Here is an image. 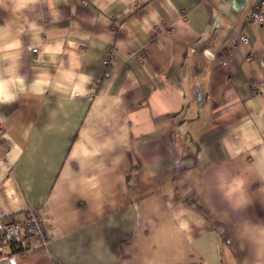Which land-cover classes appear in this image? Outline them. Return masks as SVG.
Wrapping results in <instances>:
<instances>
[{
	"label": "crops",
	"instance_id": "crops-1",
	"mask_svg": "<svg viewBox=\"0 0 264 264\" xmlns=\"http://www.w3.org/2000/svg\"><path fill=\"white\" fill-rule=\"evenodd\" d=\"M254 2L0 0V219L54 226L17 264H264Z\"/></svg>",
	"mask_w": 264,
	"mask_h": 264
},
{
	"label": "built area",
	"instance_id": "built-area-1",
	"mask_svg": "<svg viewBox=\"0 0 264 264\" xmlns=\"http://www.w3.org/2000/svg\"><path fill=\"white\" fill-rule=\"evenodd\" d=\"M264 0H255L250 9L246 22L260 24L263 20ZM247 39L244 30H240L230 48ZM32 53L37 51L34 47ZM113 47L106 50L104 64L109 65L113 56ZM131 55V54H130ZM136 60H141V55H135ZM223 59V55L219 57ZM1 131V127H0ZM54 236L52 219L43 206L27 205L23 209L20 220L0 219V264H17L20 256L28 254L34 249H44Z\"/></svg>",
	"mask_w": 264,
	"mask_h": 264
}]
</instances>
